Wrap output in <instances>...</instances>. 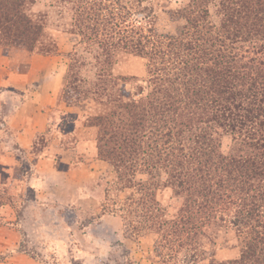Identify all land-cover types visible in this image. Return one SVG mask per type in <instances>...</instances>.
Masks as SVG:
<instances>
[{
  "label": "rangeland",
  "instance_id": "374dc122",
  "mask_svg": "<svg viewBox=\"0 0 264 264\" xmlns=\"http://www.w3.org/2000/svg\"><path fill=\"white\" fill-rule=\"evenodd\" d=\"M0 4L1 15L4 9L11 15L6 1ZM219 4L220 0L26 1L21 10L37 17L33 18L43 27L39 42L46 47L55 44L51 54L18 46L12 23L0 31V105L12 100L17 112L13 124L8 104L0 114V264H218L240 255L242 243L233 227L209 226L197 234L187 230L179 239L169 233L171 226L151 218H176L186 195L162 185L165 171L152 177L142 164L137 173L127 175L101 159L100 130L93 121L105 110L94 90L99 74L104 80L125 78L121 89L136 100L148 93L149 60L115 56L109 47L113 31L122 38L130 26L145 29V18L152 12L160 34L177 35L186 25L179 17L190 6L207 9L206 22L219 28ZM112 18L120 30L108 23ZM1 20L6 22L5 14ZM87 26L98 28V33ZM254 41L243 43L249 57ZM258 52L264 60V53ZM38 56L53 58L34 62ZM117 56L122 62L111 66ZM27 123L35 129L33 140H12ZM218 133L221 151L230 155L233 137L223 130ZM143 200L155 206L145 204L147 214Z\"/></svg>",
  "mask_w": 264,
  "mask_h": 264
},
{
  "label": "trees",
  "instance_id": "16d2710c",
  "mask_svg": "<svg viewBox=\"0 0 264 264\" xmlns=\"http://www.w3.org/2000/svg\"><path fill=\"white\" fill-rule=\"evenodd\" d=\"M5 1L12 13L4 9L5 23L0 13V31L12 23L18 46L51 54L55 44L39 42L43 27L21 10L35 0ZM219 5V28L206 22L207 9L190 6L179 17L186 25L177 35L160 34L152 12L145 18L147 28L130 26L122 38L112 32L114 55L148 59L150 79L147 95L136 100L121 89L125 78L97 76L95 95L105 108L93 119L100 130L98 154L118 172L134 175L142 164L152 177L165 171L162 185L186 195L185 206L176 218H151L171 226L176 238L187 230L197 234L209 226H230L242 243L240 255L218 264H264V60L255 53H264V0H220ZM113 20L108 23L120 30ZM253 40L249 57L243 43ZM119 57L111 66L122 62ZM219 130L233 137L230 155L221 151ZM142 202L145 214L148 205L155 207Z\"/></svg>",
  "mask_w": 264,
  "mask_h": 264
},
{
  "label": "crops",
  "instance_id": "0c3cea01",
  "mask_svg": "<svg viewBox=\"0 0 264 264\" xmlns=\"http://www.w3.org/2000/svg\"><path fill=\"white\" fill-rule=\"evenodd\" d=\"M1 57V56H0ZM53 57H44V58H39V56H38V58H34V62H40L41 61V59H43V63L45 62H51V59H52ZM50 59V60H49ZM33 67H34V65H33ZM60 86H61V84H60ZM58 89H60V87L58 86ZM60 91V90H59ZM46 93H48V92H46ZM50 94V93H49ZM6 103V104H5ZM10 103H11V105H10ZM14 101H12L11 100V102H7V101H5V102H3L2 101V104L0 105L1 107H0V114H3L4 113V111H5V109L7 108V104L9 105L8 106V108L10 107V109H11V111L9 112V115H8V119H10L11 120V123L13 124L14 123V120H15V117H16V108L14 107ZM30 109V108H29ZM28 109V110H29ZM32 128V125L30 124V123H27L26 125H25V128L23 129L24 131H21L20 133L18 132V133H13V135H12V140H14L15 138H16V136L18 137V139H20V140H27L26 142L28 143V142H30V141H32L33 139V136H34V130L35 129H31ZM14 135H15V137H14ZM28 145V144H27Z\"/></svg>",
  "mask_w": 264,
  "mask_h": 264
}]
</instances>
